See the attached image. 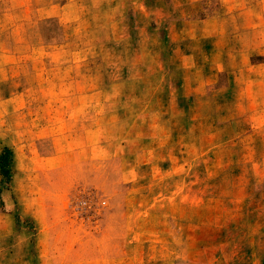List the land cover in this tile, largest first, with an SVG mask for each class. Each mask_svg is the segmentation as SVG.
Masks as SVG:
<instances>
[{"label": "rangeland", "instance_id": "1", "mask_svg": "<svg viewBox=\"0 0 264 264\" xmlns=\"http://www.w3.org/2000/svg\"><path fill=\"white\" fill-rule=\"evenodd\" d=\"M0 264H264V0H0Z\"/></svg>", "mask_w": 264, "mask_h": 264}, {"label": "trees", "instance_id": "2", "mask_svg": "<svg viewBox=\"0 0 264 264\" xmlns=\"http://www.w3.org/2000/svg\"><path fill=\"white\" fill-rule=\"evenodd\" d=\"M11 157V150L7 147H4L0 153V174L2 177V182H7L9 180Z\"/></svg>", "mask_w": 264, "mask_h": 264}]
</instances>
